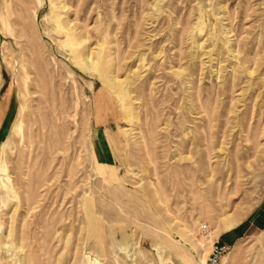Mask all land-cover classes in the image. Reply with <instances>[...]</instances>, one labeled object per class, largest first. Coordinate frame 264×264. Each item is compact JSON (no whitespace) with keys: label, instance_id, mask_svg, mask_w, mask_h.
Listing matches in <instances>:
<instances>
[{"label":"rangeland","instance_id":"obj_1","mask_svg":"<svg viewBox=\"0 0 264 264\" xmlns=\"http://www.w3.org/2000/svg\"><path fill=\"white\" fill-rule=\"evenodd\" d=\"M213 242L264 264V0H0V264Z\"/></svg>","mask_w":264,"mask_h":264},{"label":"built area","instance_id":"obj_2","mask_svg":"<svg viewBox=\"0 0 264 264\" xmlns=\"http://www.w3.org/2000/svg\"><path fill=\"white\" fill-rule=\"evenodd\" d=\"M203 229H207V226L204 225ZM227 246L219 242H216L212 246V251L205 262V264H222V260L227 253Z\"/></svg>","mask_w":264,"mask_h":264},{"label":"bare ground","instance_id":"obj_3","mask_svg":"<svg viewBox=\"0 0 264 264\" xmlns=\"http://www.w3.org/2000/svg\"><path fill=\"white\" fill-rule=\"evenodd\" d=\"M88 61H89V60H88ZM21 131H22V129H21ZM208 233H209V231H208ZM208 233H207V236H205V238H209ZM210 235H211V234H210ZM213 243H214V242H213ZM213 243H211V245H212ZM207 259H208V258H207ZM206 261H207V260H206ZM200 262H201V263H205V258L202 257Z\"/></svg>","mask_w":264,"mask_h":264}]
</instances>
